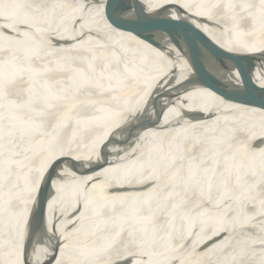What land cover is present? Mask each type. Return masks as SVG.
<instances>
[{"label": "bare ground", "instance_id": "6f19581e", "mask_svg": "<svg viewBox=\"0 0 264 264\" xmlns=\"http://www.w3.org/2000/svg\"><path fill=\"white\" fill-rule=\"evenodd\" d=\"M139 1L242 59L212 66L225 101L104 0H0V264H264V0Z\"/></svg>", "mask_w": 264, "mask_h": 264}, {"label": "water", "instance_id": "95a60500", "mask_svg": "<svg viewBox=\"0 0 264 264\" xmlns=\"http://www.w3.org/2000/svg\"><path fill=\"white\" fill-rule=\"evenodd\" d=\"M104 6L107 15L115 21L117 27L121 31L132 34L136 38L162 52L164 56H172L173 54H176L177 57L187 60L192 72V79L190 83L194 89H207L221 100L225 101L222 95L225 87L218 80L212 66L214 64L219 66L221 65L223 69L227 68L229 65L232 67H238V65L235 64L236 62H242V59L228 57L226 51L223 49H219L215 57H210L209 54L195 42V40L197 41L199 39L205 40L206 37L203 34L194 31L185 20L176 14H171L166 8H160L152 14L148 12L146 7L139 0H104ZM143 16L151 18L152 20L165 26L171 27L175 32V40L166 45H160L152 39L145 38L140 30ZM3 35L12 37L7 32H3ZM47 41L52 44L51 46L53 47H65L70 44V42L67 41H54L53 39H49ZM261 110L264 111V109ZM213 113H215V111L207 113V119H212ZM111 138L112 137H109L100 146V154L104 151V147L108 144ZM101 161L102 159L100 158L97 162L91 163L90 167L83 166L81 171H78L85 172L87 168L90 173L100 171L104 165ZM62 162L63 161H60L59 163ZM62 180L64 179H61V181ZM45 187L46 184L43 182L37 190L41 191V189ZM37 207L38 203L35 199L25 221V232L27 233L25 243L31 248L35 247L34 239H37L36 233L31 231L33 225H38L35 223L38 219V215H40ZM39 238L40 240H43L42 235Z\"/></svg>", "mask_w": 264, "mask_h": 264}]
</instances>
